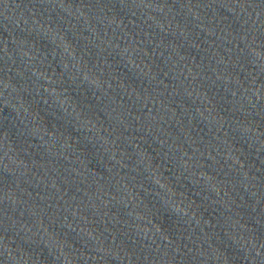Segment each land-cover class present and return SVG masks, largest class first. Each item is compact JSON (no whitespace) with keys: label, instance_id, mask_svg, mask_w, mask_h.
Here are the masks:
<instances>
[{"label":"water","instance_id":"water-1","mask_svg":"<svg viewBox=\"0 0 264 264\" xmlns=\"http://www.w3.org/2000/svg\"><path fill=\"white\" fill-rule=\"evenodd\" d=\"M0 264H264V0H0Z\"/></svg>","mask_w":264,"mask_h":264}]
</instances>
